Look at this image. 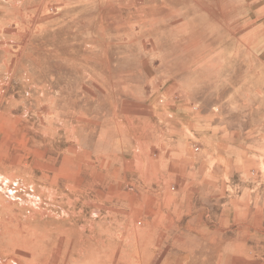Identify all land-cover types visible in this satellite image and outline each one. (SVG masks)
<instances>
[{"label":"rangeland","instance_id":"1","mask_svg":"<svg viewBox=\"0 0 264 264\" xmlns=\"http://www.w3.org/2000/svg\"><path fill=\"white\" fill-rule=\"evenodd\" d=\"M0 264H264V0H0Z\"/></svg>","mask_w":264,"mask_h":264}]
</instances>
